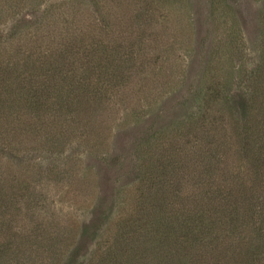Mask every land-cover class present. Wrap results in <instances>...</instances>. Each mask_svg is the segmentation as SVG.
<instances>
[{"label": "trees", "instance_id": "trees-1", "mask_svg": "<svg viewBox=\"0 0 264 264\" xmlns=\"http://www.w3.org/2000/svg\"><path fill=\"white\" fill-rule=\"evenodd\" d=\"M140 1L144 8L131 22L137 31L123 27L122 12L111 3L94 0L102 15L100 21L87 22L85 12L64 10L63 30L46 26L29 39L8 46L0 43V128L15 121L17 133L37 132L40 139L54 143L73 124L68 121L73 111L79 117L92 100L98 104L94 110H102L101 101L131 91L126 81L132 74L137 76L134 68L152 76V67L160 68L161 61L151 57L150 47L155 54L154 44L161 43L162 37L153 28L159 22L168 27L169 16L154 0ZM8 2L0 0V7L11 6ZM148 12L152 19H146ZM142 20L150 25L148 30L139 27ZM254 77L252 86L234 97L222 92L218 82L207 88L199 136L187 141L189 147L181 155L183 161L199 159L207 177H194L189 163L194 174L189 170L188 177L194 181L188 182L187 195L179 200L176 184L180 181L168 177L171 172L176 177L181 174L175 151L152 148L147 162L151 178L141 184L147 190L142 193L144 200L141 196L136 202L139 213L127 220L131 223L127 230V226L120 228L114 239L106 241L103 254L98 250L91 264H264V61ZM22 141L15 142L18 150ZM14 145L0 130V150ZM4 158L1 154L0 171L11 175ZM10 183L3 179L0 185L2 201L11 202ZM26 189L22 185L20 198ZM96 227L90 223L82 235H94ZM36 235L25 234L18 242L13 237L0 239V264H61L55 259L43 260L45 252L54 251L58 236ZM25 239L32 243L27 248ZM77 253L69 257L68 264H75ZM146 253L152 254V262L148 256H140Z\"/></svg>", "mask_w": 264, "mask_h": 264}, {"label": "rangeland", "instance_id": "rangeland-1", "mask_svg": "<svg viewBox=\"0 0 264 264\" xmlns=\"http://www.w3.org/2000/svg\"><path fill=\"white\" fill-rule=\"evenodd\" d=\"M106 2L119 14L122 12L125 29L139 30L131 22L134 14L144 8L140 0ZM8 3L11 6L0 7L1 46L34 37L46 26L63 30L64 10L71 14L85 12L87 22L100 21L102 17L94 0ZM153 3L163 6L161 10L169 16L168 27L159 22L153 28L162 36L161 43L154 44L155 54L150 47L151 57H159L161 61L160 68L152 67V76L159 73L155 78L134 68L137 76L132 74L126 81L131 91L115 93L107 101H101L102 110H94L98 104L92 100L81 110L80 118L73 111V115H68L73 124L54 143L40 139L37 132L17 133L15 121L8 127L1 126L3 135L15 145L0 150L11 173L5 176L0 171V185L3 179L11 180L7 187L9 199L12 203L15 200L18 207L9 200L2 201L4 191L0 186V239L13 237L18 242L23 235L37 236L36 233L58 236L52 254H43L44 261L55 259L68 264L69 257L78 252L75 264H91L98 250L103 254L104 246H108L106 241L114 239L120 228L127 226V230L131 224L127 220L139 213L136 202L142 197L144 200L142 193L147 190L141 184L151 178L147 162L152 148L168 147L175 151L173 157L180 162L181 174L176 177L171 172L168 177L180 181L176 184L179 200L187 195V184L193 180L188 177L189 170L192 172L193 168L194 177L199 179L207 177L199 159L183 161L181 155L189 147L187 141L199 136L208 86L218 82L222 92L224 89L225 94L234 97L246 92L257 79L254 74L264 61V0H154ZM148 14L146 19H152V12ZM48 19L56 21L47 25L44 21ZM139 27L148 30L150 25L142 20ZM42 133L46 136L44 128ZM17 139H23L19 150L15 147ZM24 184L27 192L20 198ZM92 222L97 226L95 234L82 235V229ZM23 244L27 248L32 243L25 239ZM140 256L145 259L148 256L152 262L151 253Z\"/></svg>", "mask_w": 264, "mask_h": 264}]
</instances>
